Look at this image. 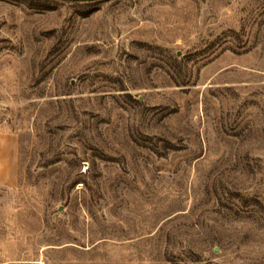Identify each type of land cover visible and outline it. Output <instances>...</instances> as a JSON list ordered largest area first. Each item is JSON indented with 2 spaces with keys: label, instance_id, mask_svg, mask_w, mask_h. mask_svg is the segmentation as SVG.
Wrapping results in <instances>:
<instances>
[{
  "label": "rangeland",
  "instance_id": "rangeland-1",
  "mask_svg": "<svg viewBox=\"0 0 264 264\" xmlns=\"http://www.w3.org/2000/svg\"><path fill=\"white\" fill-rule=\"evenodd\" d=\"M0 264H264V0H0Z\"/></svg>",
  "mask_w": 264,
  "mask_h": 264
},
{
  "label": "crops",
  "instance_id": "crops-1",
  "mask_svg": "<svg viewBox=\"0 0 264 264\" xmlns=\"http://www.w3.org/2000/svg\"><path fill=\"white\" fill-rule=\"evenodd\" d=\"M17 165L16 139L6 134L0 137V181L12 184L15 180Z\"/></svg>",
  "mask_w": 264,
  "mask_h": 264
},
{
  "label": "water",
  "instance_id": "water-1",
  "mask_svg": "<svg viewBox=\"0 0 264 264\" xmlns=\"http://www.w3.org/2000/svg\"><path fill=\"white\" fill-rule=\"evenodd\" d=\"M68 1H80V2H89V1H95V0H68Z\"/></svg>",
  "mask_w": 264,
  "mask_h": 264
},
{
  "label": "trees",
  "instance_id": "trees-1",
  "mask_svg": "<svg viewBox=\"0 0 264 264\" xmlns=\"http://www.w3.org/2000/svg\"><path fill=\"white\" fill-rule=\"evenodd\" d=\"M45 1H47V0H45Z\"/></svg>",
  "mask_w": 264,
  "mask_h": 264
}]
</instances>
